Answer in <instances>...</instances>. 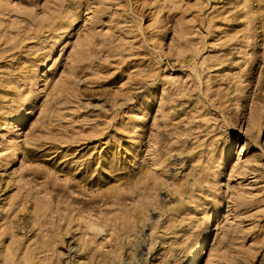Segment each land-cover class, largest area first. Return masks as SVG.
<instances>
[{
    "label": "rangeland",
    "instance_id": "374dc122",
    "mask_svg": "<svg viewBox=\"0 0 264 264\" xmlns=\"http://www.w3.org/2000/svg\"><path fill=\"white\" fill-rule=\"evenodd\" d=\"M264 264V0H0V264Z\"/></svg>",
    "mask_w": 264,
    "mask_h": 264
},
{
    "label": "bare ground",
    "instance_id": "6f19581e",
    "mask_svg": "<svg viewBox=\"0 0 264 264\" xmlns=\"http://www.w3.org/2000/svg\"><path fill=\"white\" fill-rule=\"evenodd\" d=\"M200 257L199 249H195L192 255L185 261V264H194L197 259Z\"/></svg>",
    "mask_w": 264,
    "mask_h": 264
}]
</instances>
